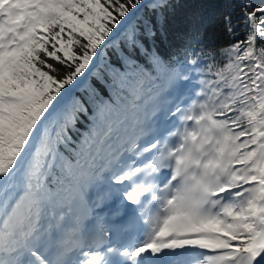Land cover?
<instances>
[{"label": "snow or ice", "instance_id": "1", "mask_svg": "<svg viewBox=\"0 0 264 264\" xmlns=\"http://www.w3.org/2000/svg\"><path fill=\"white\" fill-rule=\"evenodd\" d=\"M0 264H264V0H0Z\"/></svg>", "mask_w": 264, "mask_h": 264}, {"label": "trees", "instance_id": "2", "mask_svg": "<svg viewBox=\"0 0 264 264\" xmlns=\"http://www.w3.org/2000/svg\"><path fill=\"white\" fill-rule=\"evenodd\" d=\"M89 83H91L94 87L97 88L98 93L103 97V98H107L106 97V92L107 89L104 88L102 85H99L98 82H96L94 80V78L89 81ZM77 95L79 96H86L87 95V84H85L84 86H82L78 91H77ZM79 132H84L87 127H88V120L85 117H81L80 119V123L77 125ZM75 135V133L73 134Z\"/></svg>", "mask_w": 264, "mask_h": 264}]
</instances>
